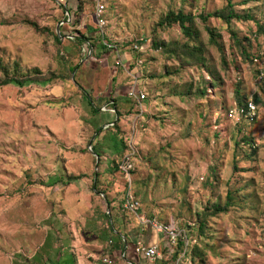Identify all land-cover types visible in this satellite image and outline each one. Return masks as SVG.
I'll return each mask as SVG.
<instances>
[{"label":"rangeland","instance_id":"374dc122","mask_svg":"<svg viewBox=\"0 0 264 264\" xmlns=\"http://www.w3.org/2000/svg\"><path fill=\"white\" fill-rule=\"evenodd\" d=\"M66 1L74 9L78 0H0V79L36 80L0 87V264L35 252L37 262L65 254L73 264L77 233L103 251L116 240L107 212L123 234L135 228L115 169L132 152L143 212L183 226L196 264H264V78L250 61L259 55L264 67V0H230L246 18L195 19L189 38L160 21L214 13L227 0H106L108 39L122 50L137 36L150 41L144 54L123 50L121 66L102 47L95 1L83 0L75 24ZM81 36L95 44L92 56ZM134 78L140 105L126 97ZM236 89L245 102L262 99L255 121L229 116ZM70 177L78 180L61 182ZM229 194L233 204L212 214Z\"/></svg>","mask_w":264,"mask_h":264},{"label":"built area","instance_id":"2783aa9c","mask_svg":"<svg viewBox=\"0 0 264 264\" xmlns=\"http://www.w3.org/2000/svg\"><path fill=\"white\" fill-rule=\"evenodd\" d=\"M69 1V0H68ZM95 23L98 28V34L101 39L102 46L109 53L114 55L115 65L121 66L123 59L121 58L122 51L127 52L133 57L136 55L144 54L149 49L150 41L144 36H137L134 39L126 42L128 43L126 48L122 50L123 46L121 43H117L108 39L105 35L107 27L106 14L108 12V6L106 0H95ZM65 9L68 7V2L65 3ZM70 16V12H67ZM70 24L72 20L70 17ZM90 45V44H89ZM92 46L90 49H84V53L92 56ZM260 56L252 59L253 64L258 67L259 72L258 79L264 77V67L261 66ZM136 66L142 63L141 60L136 59L132 61ZM126 97L133 100L136 105H140L142 100L145 99V95L139 89L136 78L126 89ZM257 115V106L250 101L247 103V107H234L230 110L229 116L235 119L247 120L253 122ZM134 152L124 155L118 165V174L124 179V191L122 195V209L126 214H130L136 218L138 227L141 230L149 228L154 232L159 240L164 241L166 246L161 248L160 242L153 245H147L146 243L137 241L133 247V253L135 262L145 261L147 263H154L155 261H166L169 264H196L192 255L191 242L186 234V229L181 226L178 222L171 219L169 221H160L155 216H148L142 210V205L139 200L135 197L132 188L130 175L135 169ZM186 230V231H185ZM188 233V232H187ZM158 240V241H159ZM113 247V248H112ZM111 248L109 251H102L99 256V260L103 264H114L115 262H123L131 264L128 261V244L124 238L119 243V249L115 250L113 242L109 240L105 246V250Z\"/></svg>","mask_w":264,"mask_h":264},{"label":"trees","instance_id":"16d2710c","mask_svg":"<svg viewBox=\"0 0 264 264\" xmlns=\"http://www.w3.org/2000/svg\"><path fill=\"white\" fill-rule=\"evenodd\" d=\"M93 1V0H92ZM95 1V0H94ZM71 3V2H70ZM70 3L68 4V7L67 9H65V13L67 15V12H70V16L67 15L66 17V23L70 20V17H71V20L73 24L77 23L78 22V19L80 18V14L82 13L83 11V8H84V1L83 0H78L77 1V5H75V8L72 9L70 7ZM218 18V19H221L223 20L224 22L226 23H229V21L231 19H244L246 17H243V16H239L237 15L236 13H234L233 9H232V4L230 2V0H227V3H226V6L225 8H223L222 10L220 11H215L214 13H209V14H206V15H203V14H200L198 15L196 18L192 17L191 15H186L184 14L182 11H178L177 13H173V12H170L168 13L161 21H160V24L163 25V24H167V25H171V24H177L182 32V34L185 36V37H191L192 35L195 34V32L192 30V27H191V24L193 23V21L195 19H199L200 21L202 22H206L209 18ZM68 19V20H67ZM208 31V34H210V37L211 39L213 38V33H212V30L211 29H207ZM236 39V38H235ZM57 40L59 42H61V37L58 36L57 37ZM80 41V43L82 44L83 48L81 49V53L83 54L84 52V49H90V46H92V55L94 54L95 52V44L94 43H91L90 42V38L89 37H85V36H81L80 39H78ZM90 44V45H89ZM103 47V46H102ZM246 58H248V55L245 54L244 55ZM259 55H255L254 57H258ZM252 59L253 57H250V61L252 62ZM76 68H74L72 70V72L75 70ZM256 76L259 75V72L256 70L255 72ZM7 74V73H6ZM36 75L37 76H41L42 77V73L40 71H37L36 72ZM264 78V77H263ZM52 80V79H51ZM36 82L35 79H32L30 76H27V77H24V78H19L17 76H13V77H10V75H7L6 78L4 79H0V87H3V86H8V85H11V84H18L20 86L23 87H26L28 84H32ZM127 89V88H126ZM239 91L238 89L235 90V105L236 107H247V103L248 101H244L241 99V96L239 95ZM261 98L258 97V95H255L253 97V103L257 106L258 103L261 102ZM98 111H96L97 113ZM257 113H258V106H257ZM257 116V115H256ZM256 119V118H255ZM255 121V120H254ZM112 123H109L108 125H110ZM93 152L99 157V155L97 154V151H96V148L93 147ZM122 159V158H121ZM120 163V162H119ZM119 163L117 164L116 166V170H117V173H118V165ZM78 178H75V177H70V178H67L66 181H64L62 178H61V182L64 183V184H68V183H72V182H75L77 181ZM97 185V179L95 180V186ZM124 191V190H123ZM123 195V193H122ZM107 204L109 205V202H107ZM233 203H232V196L229 194L228 195V199L227 201L225 202L224 205H215L213 208H212V211L211 213H217V212H224L228 209L229 206H231ZM107 205V206H108ZM120 209L122 211V213L126 214L123 209H122V203H120ZM106 217L110 219V222H109V225H110V232L112 235H114V237L116 238V241L117 243H120L122 238L124 237L125 238V241L127 242L128 244V251H129V254L127 255L128 258H134V253H133V247H134V244L135 243H131L130 240H127L126 239V235H124L121 230L119 229L118 225L116 224V217H114L112 214H110L109 212L106 213ZM205 224H204V221H202L200 223V226L203 227ZM147 231H149L150 229L147 228L146 229ZM148 245V244H147ZM193 249H192V255H193V259L194 261L196 262L195 260V254H194V245L192 246ZM128 253V252H127ZM169 264V263H167Z\"/></svg>","mask_w":264,"mask_h":264},{"label":"crops","instance_id":"0c3cea01","mask_svg":"<svg viewBox=\"0 0 264 264\" xmlns=\"http://www.w3.org/2000/svg\"><path fill=\"white\" fill-rule=\"evenodd\" d=\"M116 224L119 226L117 215H116ZM134 226L136 227L135 228L133 227V229L129 230V232L126 234V239L130 240L131 243H136L137 241H140L148 245H153L157 242H160L159 246L161 248H164L166 246V243L164 241L159 240V237H157V235H155L153 231L141 230V228L138 227L137 224ZM70 238L72 242L71 254L74 259L73 264H103L99 260V256L102 253V251L99 252L100 247H101V246L99 247V244L92 243V242H85V240H83L82 237L78 236V233L75 234L74 237H70ZM110 240L113 242L114 249L118 250L119 243H117L116 240H114L115 242L112 239ZM56 246L59 247V244H56ZM105 246L102 248L103 251H109L111 249L109 248L105 250L104 249ZM35 254L36 252L33 253L31 256L26 257V260L24 261V263H21V264H50L47 256L45 258H42L40 262L33 260V258L35 257ZM57 257H58L57 264H66L67 258L65 254H58ZM129 260H132L134 264L136 263L135 258L133 257L132 258L129 257L128 261ZM141 262H138L136 264H142ZM9 264H17L16 258L12 257L11 260H9ZM114 264H126V263L117 261Z\"/></svg>","mask_w":264,"mask_h":264},{"label":"water","instance_id":"95a60500","mask_svg":"<svg viewBox=\"0 0 264 264\" xmlns=\"http://www.w3.org/2000/svg\"><path fill=\"white\" fill-rule=\"evenodd\" d=\"M90 146H92V144Z\"/></svg>","mask_w":264,"mask_h":264}]
</instances>
